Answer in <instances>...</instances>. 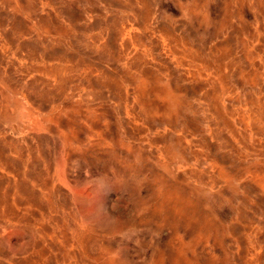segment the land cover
<instances>
[{
    "label": "rangeland",
    "instance_id": "rangeland-1",
    "mask_svg": "<svg viewBox=\"0 0 264 264\" xmlns=\"http://www.w3.org/2000/svg\"><path fill=\"white\" fill-rule=\"evenodd\" d=\"M0 264H264V0H0Z\"/></svg>",
    "mask_w": 264,
    "mask_h": 264
}]
</instances>
